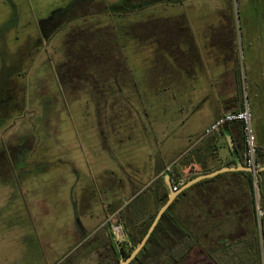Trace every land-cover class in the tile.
Returning <instances> with one entry per match:
<instances>
[{"label": "rangeland", "instance_id": "rangeland-1", "mask_svg": "<svg viewBox=\"0 0 264 264\" xmlns=\"http://www.w3.org/2000/svg\"><path fill=\"white\" fill-rule=\"evenodd\" d=\"M175 1L0 0V264H119L107 219L135 243L160 206L142 213L156 171L183 182L225 164L206 131L226 99L264 150V0ZM220 175L212 185L240 194L193 224L184 197L171 210L199 242L180 264H264L248 180ZM93 213L105 218L92 234Z\"/></svg>", "mask_w": 264, "mask_h": 264}, {"label": "crops", "instance_id": "crops-1", "mask_svg": "<svg viewBox=\"0 0 264 264\" xmlns=\"http://www.w3.org/2000/svg\"><path fill=\"white\" fill-rule=\"evenodd\" d=\"M219 37H220V35H218V38ZM222 109L223 110H222L221 114L216 118V120L212 123V125L216 121H218L221 117H223L226 113L230 112L231 109L233 111H243V109L237 107V103L234 101V98H229V99L224 100ZM242 125H243V123H241V122H234V123H231V124H226L222 129H220L218 131V132H220L219 136H216L214 138V140L208 142V147L213 149V150H216V153H218V155H220V152H222V151L224 153V157L223 158L226 159L225 164L222 163L220 166H218V169H220L221 167H235V166H237L238 163H241L244 166H248L247 165V152H244V150H243L244 149V139H243L241 131H240V129L242 128ZM228 136L232 137V139L234 141V144H235V147H236V151H232L229 148V146L227 147L225 145V143L227 144ZM198 146H199L198 143H195L192 150H194V149L201 150V149H199L201 147H198ZM261 152L264 153V150L261 151ZM171 168H173L172 165H167V166H163L162 168H160L158 171L155 172V174H154V177H155L154 184H156V186H157L155 188L156 189L155 192L157 193L156 194V199L157 200L155 199V204H153V205H148V203H147L146 206L142 207V213L144 212L143 215H146V217L151 216V215H153L155 213V212H153L150 215V212L154 209V205L158 206L160 204V206H158V208L156 210V214L155 215H157L159 209L162 207V205H163V204L161 205L162 198L164 197V195H165V193L167 191L169 192V189H168L167 185L165 184V182H164V185H162V182H160V179L164 178L166 175H168V173L170 172ZM218 169H216V170H218ZM213 171H215V170L214 169H209L208 166L206 165L205 167H202V169L200 171L195 173L191 178H187V179L191 180V179H193V178H195L197 176L203 175L205 173L213 172ZM241 172H243V171L232 172V174H233V176L237 175V176L240 177L241 176ZM245 173H248V172H245ZM253 178H256V181H257L256 175H253ZM260 180H261V182L263 184L264 183V177H261ZM185 182L186 181H183L182 183H185ZM212 183H213V181L212 182H208V183L195 184V185L192 186L193 188L190 191H188L187 194L184 196L185 202H186V205H187L186 206L187 207V211H186L187 218L188 219H192V224H193V219H194L195 216L197 217V216H200L201 214H203L204 208H205V204H207L208 201H210V202L214 201V202H212L213 204L216 203V201L219 198H221L220 194L223 193V192H229V193L232 194V193H234L236 191H239V194H240V191H241V187L240 186H238V189L236 190L235 186L232 187V185L231 186H225V187L220 185V186L217 187L216 185H212ZM262 187L264 188V186H262ZM211 189L213 190V192H211ZM248 192H249V188H248ZM249 197H250V194H249ZM232 198H233V200H235V198H237V197L233 196ZM255 199H256V207H257V211H258L259 208H258V204H257L258 200H257V193L256 192H255ZM239 200H240V196H239ZM250 204H252V202H250ZM216 206L217 205H215V207ZM109 208H110L111 212L112 211L113 212L114 211L118 212L120 210L119 208H116V209L113 210L112 202H110V204H108L106 206V209H109ZM124 208H121V211H123ZM199 209H202L203 211L199 210ZM199 211H201L202 213H200ZM134 214H136V213L134 212ZM105 215H107V214H105ZM172 216L174 217L173 214H172ZM99 218L100 217H98V215L95 214V213H93L90 216H88L86 218L85 223H84V225H86L87 227L82 225V228H84L83 231L87 230V232H91V233L93 232L94 233L99 228H102L103 226H101V225H103V223H104L102 220L105 218V216L102 219H99ZM147 221H148V219L143 221V223H141V226L139 228L142 229V227H146L145 224L147 223ZM115 223L122 224L123 227H125L126 231L128 230V228L126 227V225L123 222H121L120 220H115V219H113V217L108 218L107 221H106V224H107V226H106L107 230L106 231H107V234H108V238L110 239L111 244H112L111 246H112V250H113V255L121 258L122 255L120 253V249H119L120 247L117 245V243L113 239L112 233H111V226H112V224H115ZM189 223H190V221H189ZM130 225H133L132 222H130ZM143 230H141L140 232H143ZM128 232H129V230H128ZM128 232H127L128 240L129 241L130 240L133 241V239H130L131 236H130V233H128ZM189 232H192V234H193L192 230L189 231Z\"/></svg>", "mask_w": 264, "mask_h": 264}, {"label": "trees", "instance_id": "trees-1", "mask_svg": "<svg viewBox=\"0 0 264 264\" xmlns=\"http://www.w3.org/2000/svg\"><path fill=\"white\" fill-rule=\"evenodd\" d=\"M152 1H153L152 4H157V3L173 4L176 2L175 0H152ZM240 131L244 139V143L246 145V132L244 125H242ZM263 157H264V153L257 151L258 163L262 164ZM263 173L264 172L257 174L256 177H257V182L258 184H260L262 190L261 199L258 208L261 212H263V215L261 217V224H262L263 248H264V188L262 187L263 185L260 181V177H262ZM168 175L170 176L173 185L177 189H179L183 184L187 182L186 181L185 183H182L180 181L179 173L174 168H171ZM241 175H244L248 180L249 194L252 200L251 202L255 212H257L253 175L249 172L248 173L241 172ZM220 176L222 175H218L214 178L200 181L197 184L208 183L212 181L214 182ZM192 188L193 187H190L189 189L183 191L175 199V201L172 203V205L164 213L163 217L159 221L157 227L152 233L144 249L138 254V256L130 264H165V260H169L174 264H180L197 247L199 243L198 239L191 232H189L179 221H177L175 217H173L171 214L172 208L176 205V203L180 200V198L184 197L187 194V192L190 191ZM168 197H169V193H166L162 198L163 204L167 201ZM155 217L148 225H146L144 231L142 232V235L140 236L141 238L136 239L135 241L136 244L134 243V241H131L132 244L128 251H126L122 247L119 248L120 253L122 255L121 260L128 258L132 253L133 249L137 247L138 244L142 241L146 232L148 231L149 227L154 221ZM131 242L128 241V244H130ZM117 245L120 246L119 244Z\"/></svg>", "mask_w": 264, "mask_h": 264}, {"label": "water", "instance_id": "water-1", "mask_svg": "<svg viewBox=\"0 0 264 264\" xmlns=\"http://www.w3.org/2000/svg\"><path fill=\"white\" fill-rule=\"evenodd\" d=\"M228 139L230 141L231 150L236 151V147H235V144H234L232 137L228 136ZM239 171L249 172V173H252L253 175H257L261 172H264V167L253 168V167L244 166L241 163H238L237 166H235V167H222L218 170H215V171L209 172V173H205L203 175L197 176V177L187 181L179 189L175 188V186L172 183L170 176L166 175L165 183L169 189V197H168L167 201L159 209L154 221L152 222L151 226L149 227V229L146 232L142 241L138 244L137 247H135L133 249L132 253L130 254V256L128 258L120 260V264H130L138 256V254L146 246L148 240L150 239L152 233L154 232L155 228L157 227V225H158L159 221L161 220V218L163 217L164 213L169 209V207L172 205V203L175 201V199L183 191L189 189L190 187L199 183L200 181L214 178V177H216L220 174H223L225 172H239Z\"/></svg>", "mask_w": 264, "mask_h": 264}, {"label": "built area", "instance_id": "built-area-1", "mask_svg": "<svg viewBox=\"0 0 264 264\" xmlns=\"http://www.w3.org/2000/svg\"><path fill=\"white\" fill-rule=\"evenodd\" d=\"M250 120V114L248 111H230L226 113L223 117H221L218 121H216L207 131L206 135H213L216 132H218L220 129H222L226 124H231L234 122H241L245 126V132H246V145L248 148L247 153V165L248 167L258 168L259 166L264 167V157L262 164L258 163L257 160V150L253 147V136L247 132V125ZM261 214H263L261 212ZM111 233L112 237L115 240V242L119 245L128 243V234L123 227L122 224L115 223L111 226Z\"/></svg>", "mask_w": 264, "mask_h": 264}]
</instances>
